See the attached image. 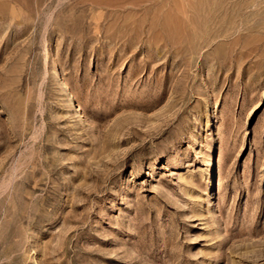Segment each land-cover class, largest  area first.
Returning a JSON list of instances; mask_svg holds the SVG:
<instances>
[{
    "label": "rangeland",
    "instance_id": "374dc122",
    "mask_svg": "<svg viewBox=\"0 0 264 264\" xmlns=\"http://www.w3.org/2000/svg\"><path fill=\"white\" fill-rule=\"evenodd\" d=\"M0 264H264V0H0Z\"/></svg>",
    "mask_w": 264,
    "mask_h": 264
}]
</instances>
